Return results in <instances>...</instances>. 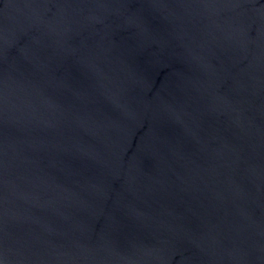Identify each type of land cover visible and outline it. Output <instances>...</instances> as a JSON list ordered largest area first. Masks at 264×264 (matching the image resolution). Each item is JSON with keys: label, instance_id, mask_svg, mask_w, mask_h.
I'll return each instance as SVG.
<instances>
[{"label": "water", "instance_id": "water-1", "mask_svg": "<svg viewBox=\"0 0 264 264\" xmlns=\"http://www.w3.org/2000/svg\"><path fill=\"white\" fill-rule=\"evenodd\" d=\"M0 264H264V0H0Z\"/></svg>", "mask_w": 264, "mask_h": 264}]
</instances>
